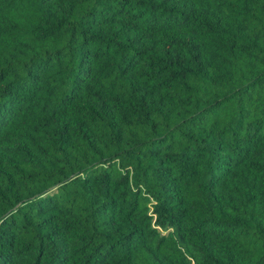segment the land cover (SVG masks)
<instances>
[{
  "label": "trees",
  "instance_id": "obj_1",
  "mask_svg": "<svg viewBox=\"0 0 264 264\" xmlns=\"http://www.w3.org/2000/svg\"><path fill=\"white\" fill-rule=\"evenodd\" d=\"M0 264H264V0H0Z\"/></svg>",
  "mask_w": 264,
  "mask_h": 264
}]
</instances>
